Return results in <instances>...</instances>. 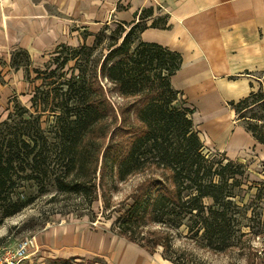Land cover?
I'll use <instances>...</instances> for the list:
<instances>
[{
    "label": "trees",
    "instance_id": "obj_1",
    "mask_svg": "<svg viewBox=\"0 0 264 264\" xmlns=\"http://www.w3.org/2000/svg\"><path fill=\"white\" fill-rule=\"evenodd\" d=\"M159 22L165 26L164 19ZM142 28L119 23L108 30L105 25L92 44L61 43L52 66L33 69V79L40 83L29 105L16 101L0 117V224L51 189L93 193L98 167L100 177L108 171L115 181L141 173L146 179L137 187L138 196L114 211L120 215L116 235L149 253L161 246L164 259L181 264L179 255L169 254L168 229L138 239L136 228L147 221L185 226L191 237H201L203 246L215 251L247 249L246 264H256L264 251L251 242L264 234V188L256 186L264 182H242L243 164L204 152L193 109L171 84L181 55L158 43L135 41L133 34ZM69 61L73 65L66 67ZM9 65L27 73L29 52L13 50ZM102 79L127 101L116 104ZM229 104L244 129L264 147V92L251 91ZM49 105L55 117L47 130L42 117ZM102 137L107 138L103 146L96 143ZM252 187L257 192L244 202L242 191ZM256 219L259 227L252 225Z\"/></svg>",
    "mask_w": 264,
    "mask_h": 264
},
{
    "label": "rangeland",
    "instance_id": "obj_2",
    "mask_svg": "<svg viewBox=\"0 0 264 264\" xmlns=\"http://www.w3.org/2000/svg\"><path fill=\"white\" fill-rule=\"evenodd\" d=\"M18 7L22 12L21 16L43 14L44 19L27 21L26 18L17 16L2 20L3 15L0 12L1 118L7 115L16 101L29 105L34 86L40 83V79H33L35 75L33 69H44L47 65H51V59L55 56L54 51L59 44L64 43L69 46L80 44L83 41V32L90 30L92 26V24L83 26L86 22L63 14L67 13L65 10L67 7L57 6L55 0H30L28 4L24 2ZM84 8L87 9V7ZM12 9L11 3L4 0L3 11L10 15L13 14ZM102 23H98L97 27H102ZM118 24L111 22L108 30L115 28ZM139 26H146V23L143 22ZM84 27L88 30H84ZM124 27L128 26L124 25ZM138 36V31L133 34L135 41L139 40ZM107 41L104 40L103 44ZM90 44L92 43L88 45ZM18 48H25L29 51L30 65L27 73L22 68L14 69L9 65L10 53ZM67 65L66 67L72 66L73 61H69ZM102 82L108 87V94L116 104L127 101L118 98L113 91H110L112 86L105 79H102ZM254 91L264 92V81ZM44 113L42 125L48 130L55 117L52 106H46ZM251 113L248 111L247 115ZM220 117L222 121H226L223 112ZM229 125V134L240 127L235 114L230 118ZM196 129L199 132L204 130L199 125H196ZM200 137L203 139L205 153L210 156L216 155L217 159L223 156L230 158L224 150L219 149V144L214 138L207 139L204 133H201ZM106 141L107 138L102 137L101 140H96V143L103 146ZM259 156L258 148L249 144L234 158H230L243 164L244 174L240 179L242 182L256 181V183L263 184L260 182H264V158ZM99 168H97L96 186L93 193H85L82 188H79L80 191L71 190L65 193H56L51 189L39 195L20 213L6 218L0 224V264H7L6 261H12L8 264H110L108 253L98 251L94 246L98 244L96 242L99 237L108 236L111 240H114L116 236L122 238L113 232V230L118 232L117 225L120 216L114 211L138 196L137 187L146 177L137 173L124 181H115L111 179L108 171L105 172L104 177H100ZM261 186L256 187L264 188V185ZM256 192L255 187L242 191L244 202L249 201ZM263 204L260 203L261 206H264ZM253 207L255 211L259 210L258 206L253 205ZM108 215H111L110 218H107ZM258 222L256 219L252 225L257 227ZM167 229L169 231V254L179 255L182 258L179 262L181 264H246L249 250L215 251L209 249L203 246L204 241L199 235L191 237L185 226L169 228L164 224L147 221L136 228V231H139L137 238L150 239L153 231H167ZM251 242L254 249L262 250L264 234L252 238ZM22 243H24V250L17 253ZM162 250L161 246H157L154 252L161 253ZM262 255L263 257L260 254L256 264H264V251Z\"/></svg>",
    "mask_w": 264,
    "mask_h": 264
},
{
    "label": "crops",
    "instance_id": "obj_3",
    "mask_svg": "<svg viewBox=\"0 0 264 264\" xmlns=\"http://www.w3.org/2000/svg\"><path fill=\"white\" fill-rule=\"evenodd\" d=\"M3 1L0 0L2 20L17 16L27 21L44 19L43 14L21 16L18 5L30 0H7L13 6L10 15L3 11ZM55 3L67 7V13L63 14L86 22L83 26L92 24L91 31L84 27L88 31L83 32L80 44L92 43L94 35L111 22L129 25L145 22L146 26L138 32L140 41L158 43L181 55L180 67L172 75L171 84L193 109L195 127L204 128L198 131L199 136L204 133L207 139L214 138L219 149L230 158L249 144L255 145L259 157L264 158L263 145L255 141L240 120L237 119L240 126L237 130L232 134L228 130L230 118L235 114L229 102L244 98L264 81V0H55ZM145 10L151 13L145 15ZM163 19L164 27L159 22ZM154 21L156 25H151ZM101 22L103 26L97 27ZM221 112L226 121L221 120ZM96 243L94 248L108 253L110 264H173L161 253H149L117 236L114 240L99 237Z\"/></svg>",
    "mask_w": 264,
    "mask_h": 264
},
{
    "label": "built area",
    "instance_id": "obj_4",
    "mask_svg": "<svg viewBox=\"0 0 264 264\" xmlns=\"http://www.w3.org/2000/svg\"><path fill=\"white\" fill-rule=\"evenodd\" d=\"M24 243H22V244H20V247H19V250L17 251V253H21V252H23V250H24V245H23ZM7 262V264L8 263H11L12 261H10V262H8V261H6Z\"/></svg>",
    "mask_w": 264,
    "mask_h": 264
}]
</instances>
